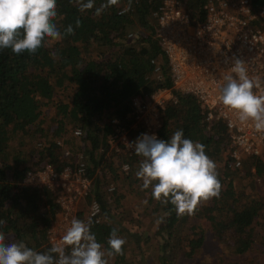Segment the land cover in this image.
I'll list each match as a JSON object with an SVG mask.
<instances>
[{"label": "trees", "instance_id": "1", "mask_svg": "<svg viewBox=\"0 0 264 264\" xmlns=\"http://www.w3.org/2000/svg\"><path fill=\"white\" fill-rule=\"evenodd\" d=\"M160 1L131 0V9L123 11L128 0H120L96 16L95 7L105 0H95V7L85 12L79 11L75 0H57L53 22L63 39H46L34 55L0 50V221L5 222L0 232L6 243L23 241L37 252L52 246L47 229L59 205L46 185L27 184L24 174L46 163L56 168L73 164L81 152L91 182L78 204L77 217L87 222L86 202L97 199L100 217L91 226L97 241L106 249L113 228L126 241L123 255L109 258L108 264H132L137 259L149 264L143 248L152 246L151 234L156 236L154 245L161 257L151 263L178 264V258L196 255L208 229L222 247L215 252L216 264H264V249L256 241L257 227L264 228V191H238L235 184L239 175L250 177L251 184H264V157L246 153L239 168L227 167L223 122L205 119L194 95L172 87L152 15ZM203 2L188 0L193 21L203 19ZM250 2L254 8L264 5V0ZM69 25L72 35L65 34ZM160 86L169 87L175 100H168L161 110L158 138L168 140L182 129L185 138L205 146L206 155L217 165L220 195L201 203L191 216H177L171 204L162 205L151 197V188L141 189L142 181L135 176L141 157L133 155L129 172L120 176L123 154L110 150L108 144L113 129L110 119L127 121L132 97L147 96ZM75 127L81 129L79 135L73 133ZM112 182L116 186L108 190ZM124 184L147 192V196L139 195L147 201L141 212L149 217L151 232L134 227L140 216L124 208ZM115 207L123 209L114 214Z\"/></svg>", "mask_w": 264, "mask_h": 264}, {"label": "built area", "instance_id": "2", "mask_svg": "<svg viewBox=\"0 0 264 264\" xmlns=\"http://www.w3.org/2000/svg\"><path fill=\"white\" fill-rule=\"evenodd\" d=\"M187 6L188 0H161L152 11L157 21L156 36L169 63L172 87L194 95L205 119L221 120L227 128L224 162L227 167L236 169L241 166L244 154L261 155L264 133L257 132L251 122L240 123L217 98L225 83L224 76L231 74L233 58L245 62L250 78H259L260 87L253 91L264 95V27L261 25L264 5L254 8L250 0H204L203 19L196 21L192 20ZM139 32L143 31L139 29ZM172 98L169 87H156L147 96L132 97L127 121L117 117L110 119L113 129L108 135V144L110 150L123 154L119 165L121 173L129 172L131 157L136 155L126 143L135 142L141 134L158 137L161 110ZM73 133L79 135L81 129L75 127ZM23 181L46 185L52 191L59 210L47 229V240L51 245L59 243L71 220L80 219L78 204L90 187L91 178L83 154L78 152L73 164L65 163L60 168L51 163L29 168ZM113 187L112 182L107 189ZM94 205H99V211L92 220L98 221L101 207L97 199L88 202L86 219Z\"/></svg>", "mask_w": 264, "mask_h": 264}, {"label": "clouds", "instance_id": "3", "mask_svg": "<svg viewBox=\"0 0 264 264\" xmlns=\"http://www.w3.org/2000/svg\"><path fill=\"white\" fill-rule=\"evenodd\" d=\"M75 2L80 12L95 7V0ZM119 3L120 0H105L95 7L94 14L100 16ZM56 8L57 0H0V50L34 55L46 39H63L53 22ZM130 9L131 0H128V7L123 11ZM76 26H80L79 20ZM65 34H74L71 25ZM224 81L218 101L240 123L251 122L257 132L264 133V95L253 91L260 87L259 78H250L245 62L233 58L231 74L225 75ZM126 146L141 157L135 172L136 178L142 181L141 189L151 188V197L162 205L171 204L177 216H191L201 203L220 195L222 186L216 163L206 155L205 146L185 138L182 129L168 140L141 134ZM124 168L127 170L128 166ZM98 211L99 205H94L87 222L73 218L59 243L44 252H37L23 241L6 243L5 234L0 232V264H108L109 258L123 255L126 241L118 235L117 228L111 230L106 249L97 241L91 226L92 216ZM4 223L0 221V225Z\"/></svg>", "mask_w": 264, "mask_h": 264}, {"label": "rangeland", "instance_id": "4", "mask_svg": "<svg viewBox=\"0 0 264 264\" xmlns=\"http://www.w3.org/2000/svg\"><path fill=\"white\" fill-rule=\"evenodd\" d=\"M49 109V107H45V112H47ZM260 157H264V150L262 151L261 155H259ZM121 173V172H120ZM119 175L123 176L125 175L124 173H121ZM250 177L248 176H243V175H239L238 178L235 179V184H236V189L238 191H243L246 192V190H249L250 188H256L255 191H258L261 193H263L264 191V184L261 185H254L249 183ZM247 183L248 186L243 185L244 183ZM114 186H116V183H113ZM245 186V187H244ZM125 190V196L123 199V203H124V208H127L130 210V212L132 214H134L135 216H140L138 222L136 223L137 226H134L135 228L141 230V231H149L151 232V230L149 229V224L148 222L150 221L149 217L145 214H143L141 211L146 207V204L144 203V201L146 200L145 197L139 195V194H144L145 196H147V192L146 191H138L136 190L132 184H124V187H122ZM247 188V189H246ZM87 202H86V209H87ZM123 209V207H115L112 209V212L114 214H118L119 211L121 212V210ZM140 212L142 214H140ZM81 218V217H79ZM87 218V216L85 217ZM153 218L158 220L159 216L156 214L153 215ZM149 219V221H148ZM84 220V219H82ZM203 224L206 225L207 220L206 219H202ZM264 223V222H263ZM131 223L126 224L127 226H130ZM212 232L211 230H206V235L204 238V243L203 246L197 251L196 255L193 258L187 259L184 257H180L178 258V264H216L215 260H216V256H215V252L216 251H220L222 249L220 242L216 241L215 239H213L211 237ZM256 241L259 244L260 248L264 249V228H258L257 227V231H256ZM156 236H154L153 234H151L150 239H148V241L151 243V247L147 248L145 245L143 248V253L146 254L145 258V262L152 264V260L157 258L158 260L161 259V257L158 255V251L156 250L157 246H155L154 244H156V240H155ZM135 244L132 243L129 246V249L132 250L133 246ZM158 254H157V253ZM161 252V251H159ZM140 255V254H138ZM132 264H143L142 262L135 260Z\"/></svg>", "mask_w": 264, "mask_h": 264}]
</instances>
